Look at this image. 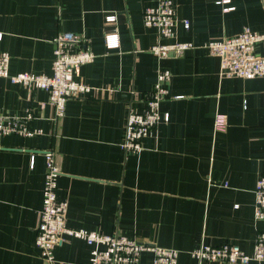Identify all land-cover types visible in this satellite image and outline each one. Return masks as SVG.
<instances>
[{
    "label": "crops",
    "instance_id": "1",
    "mask_svg": "<svg viewBox=\"0 0 264 264\" xmlns=\"http://www.w3.org/2000/svg\"><path fill=\"white\" fill-rule=\"evenodd\" d=\"M156 1L0 0V50L11 55V73L52 75L54 39L65 31L86 34L96 54L75 75L91 90L70 97L57 121L46 90L0 76V110L19 116L31 108L29 126L43 130L0 135V264H90L83 238L64 239L54 261L35 246L48 148L58 153L57 194L68 200L70 227L177 248L178 264H198L190 251L202 242L234 241L252 251L264 229L254 215L264 175V77H223L220 57L204 47L157 57L158 30L143 21ZM174 1L180 40L202 45L245 26L264 32V0ZM108 33L118 34V47L106 46ZM161 69L172 75L161 102L169 119L139 153L126 154L127 100L136 91L141 108ZM217 114L225 115V130L215 128Z\"/></svg>",
    "mask_w": 264,
    "mask_h": 264
},
{
    "label": "built area",
    "instance_id": "2",
    "mask_svg": "<svg viewBox=\"0 0 264 264\" xmlns=\"http://www.w3.org/2000/svg\"><path fill=\"white\" fill-rule=\"evenodd\" d=\"M107 21H115L116 15L106 16ZM143 21L146 26L158 30V40L151 51L159 58L171 53L184 55L188 50L204 47L212 55L221 59L220 74L223 77L256 78L264 77V32L245 26L237 34L221 39H211L198 45L193 41L177 38V11L174 0H157L156 4L145 7ZM189 27L188 20H184ZM1 36V34H0ZM55 58L52 75L21 71L11 73V55L0 50V76L12 83H19L29 88H42L49 94L54 107L53 119L57 121L65 113L66 101L70 97L80 96L91 90L87 83L76 79L81 65L91 62L96 54L90 49V38L84 33L65 31L54 39ZM106 46H119L117 33L106 35ZM168 69L158 71L153 88L143 96L144 105L139 108L133 101L138 96L131 92L128 111L123 130L121 147L127 153H139L143 149V139L152 135L158 124L169 119L168 113H162L161 102L168 95V83L171 79ZM35 117L29 108L24 115H5L0 110V135L15 134L32 136L41 134L42 129L31 128L30 120ZM225 115L217 114L215 128L225 130ZM46 174L43 188V203L40 208V223L36 231L35 246L40 255L54 261L57 246L67 237L85 239L90 245V264H178L179 250L153 242L140 241L119 231L100 233L87 229L70 227L67 223L68 200L60 199L57 194L58 178L62 172L58 153L53 148L44 151ZM255 219H264V175L259 177L255 187ZM144 253H151L152 259L145 261ZM198 264H248L252 261H264V229L255 233L251 252L244 250L234 241H224L218 245L202 242L190 251Z\"/></svg>",
    "mask_w": 264,
    "mask_h": 264
}]
</instances>
